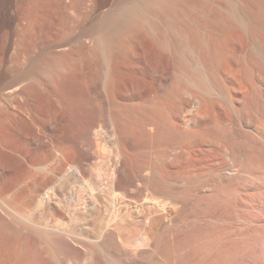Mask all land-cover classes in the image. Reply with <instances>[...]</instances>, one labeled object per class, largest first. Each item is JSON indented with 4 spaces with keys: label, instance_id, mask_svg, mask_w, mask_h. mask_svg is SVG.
Segmentation results:
<instances>
[{
    "label": "bare ground",
    "instance_id": "obj_1",
    "mask_svg": "<svg viewBox=\"0 0 264 264\" xmlns=\"http://www.w3.org/2000/svg\"><path fill=\"white\" fill-rule=\"evenodd\" d=\"M74 36L88 108L0 88V264H264V0H103Z\"/></svg>",
    "mask_w": 264,
    "mask_h": 264
},
{
    "label": "rangeland",
    "instance_id": "obj_2",
    "mask_svg": "<svg viewBox=\"0 0 264 264\" xmlns=\"http://www.w3.org/2000/svg\"><path fill=\"white\" fill-rule=\"evenodd\" d=\"M101 1L10 0L7 5L0 0V88L30 83L29 104L42 119L60 108L50 93L56 77H67L79 100L89 101V54L87 51L80 58L72 40L78 26L88 23L92 5ZM88 101H84L86 108Z\"/></svg>",
    "mask_w": 264,
    "mask_h": 264
}]
</instances>
